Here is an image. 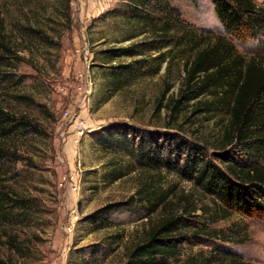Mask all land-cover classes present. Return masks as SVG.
<instances>
[{
    "label": "rangeland",
    "instance_id": "374dc122",
    "mask_svg": "<svg viewBox=\"0 0 264 264\" xmlns=\"http://www.w3.org/2000/svg\"><path fill=\"white\" fill-rule=\"evenodd\" d=\"M253 1L264 10V0ZM218 38L237 56L229 82L241 78L237 65L244 72L264 54V45L228 35L214 0H0V55L3 46L12 52L0 60V107L33 129L0 137V192L24 201L0 219L4 263L125 264L176 217L188 226L174 235L180 254L162 264H228L227 256L264 264V217L229 212L177 168L194 145L214 160L231 128L226 105L197 111L181 96L203 77L189 87L187 64ZM84 72L93 94L66 120L74 99L59 88ZM149 147L152 161L138 154ZM6 233L20 236V251L7 247Z\"/></svg>",
    "mask_w": 264,
    "mask_h": 264
},
{
    "label": "trees",
    "instance_id": "16d2710c",
    "mask_svg": "<svg viewBox=\"0 0 264 264\" xmlns=\"http://www.w3.org/2000/svg\"><path fill=\"white\" fill-rule=\"evenodd\" d=\"M214 4L219 22L232 39L242 44L251 41L258 42L259 46L264 45L261 39L264 34V10L253 0H214ZM133 6L138 8L137 4L133 3ZM230 44L226 39L218 38L216 42L203 48L196 58L187 64L189 87L196 77L199 79L200 75L203 77L199 87L184 91L181 96L186 100V104L196 101L197 111H201L204 104L210 112L226 105L231 118V128L223 138L222 149L214 154V160H207L204 148L194 145L190 147L188 153L186 152L184 165L177 168L184 177L195 180L201 185L207 194L219 199L229 212L239 213L250 219H263L264 54L259 55V58H252L244 72L242 67L237 65L235 73H239L241 78L237 82L232 80L229 82L231 67L228 69L227 65L237 62L233 48L228 47ZM3 48L7 55H0V60L11 58V50L5 46ZM116 51L107 53L110 54L111 60L120 57ZM224 83L228 85H224V93L219 94L216 90ZM207 92H210L212 100L208 102L199 100ZM180 103L181 101L177 100L175 108ZM30 127L33 131L31 122L26 118L18 119L0 107V137L6 138L18 131H29ZM126 129V126H122V129L117 131L124 140L127 139L128 134L130 135ZM167 138V141L171 139L169 135ZM178 141L173 140L176 142L175 149L182 147V141ZM6 151L0 146V160L5 158ZM141 151L139 150L138 154L148 161H152L153 156L156 155L151 147L147 155ZM161 154H164V150L160 151ZM152 165L155 167L154 163ZM133 199L131 198L130 201ZM10 202L13 204L11 205ZM22 202L24 201L13 199L7 192L1 191L0 219H8L10 210L6 209L14 210ZM18 215L21 217L20 213ZM187 227L181 218L172 217L166 220L143 244L132 250L125 264H162L168 259H177L180 254L178 250L180 237L174 235ZM6 238L5 243L11 251L21 250L20 236L6 233ZM227 258L230 259L228 264H243L235 257L227 256ZM0 264L6 263L0 259Z\"/></svg>",
    "mask_w": 264,
    "mask_h": 264
},
{
    "label": "built area",
    "instance_id": "2783aa9c",
    "mask_svg": "<svg viewBox=\"0 0 264 264\" xmlns=\"http://www.w3.org/2000/svg\"><path fill=\"white\" fill-rule=\"evenodd\" d=\"M94 84L90 74L86 72L80 73L76 78V83L73 86L63 85L59 88V93L63 97H68L73 100L71 110H67L63 114V118L71 120L85 108L93 94Z\"/></svg>",
    "mask_w": 264,
    "mask_h": 264
}]
</instances>
